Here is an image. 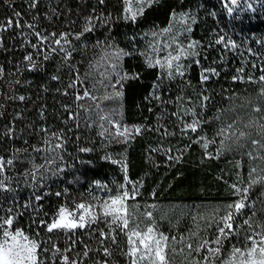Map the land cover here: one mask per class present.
I'll list each match as a JSON object with an SVG mask.
<instances>
[{
	"label": "trees",
	"instance_id": "obj_1",
	"mask_svg": "<svg viewBox=\"0 0 264 264\" xmlns=\"http://www.w3.org/2000/svg\"><path fill=\"white\" fill-rule=\"evenodd\" d=\"M226 3L228 0H159L133 23L122 18L120 0H105L104 4L98 0H39L35 8L30 7L28 0H0V23L15 19L14 13L18 12L21 23H33L43 33L75 34L81 30L85 17L101 14L109 17L107 24L72 40L74 51L67 62L62 60V53L51 54L47 61L36 56L27 42L36 40L27 28L0 31V68H3L0 156L15 157V167L10 173L14 177L12 190L0 191V208L14 207L18 222L35 235L43 249H38L43 264H62L64 255L79 264L102 261L130 264V258L124 254L127 237L119 229L114 233L116 243L107 242L112 255L105 257L93 232L96 227L107 231L103 223L75 232L52 233L39 225L72 192L85 190L95 180L104 181L110 192L134 182L138 189L136 198L143 201L226 204L234 199L232 183L247 180L254 167L264 168V160L259 159L264 157V82L259 80L264 74V0H238L231 14L224 7ZM220 35L235 42L237 48L227 50L214 45ZM192 41L199 42L196 48L199 56L195 59L200 60V65L191 63L184 77L169 79L158 68L148 66L149 59L162 58L172 50L160 51L165 45L186 46ZM114 48L122 51L119 60L122 75L111 96L118 98L120 109L119 113L111 110L108 113L105 107L108 96L79 100L76 96L86 91L84 86L96 71L95 64L103 51ZM29 53L42 65L38 70H27L23 57ZM209 66L218 68L221 75L202 84L201 68ZM241 67L242 79L234 81L232 77ZM54 75L60 79L53 80ZM124 76L129 78L122 79ZM73 80L75 87L69 88ZM20 96L25 99L21 101ZM204 96L208 97L206 101ZM191 109L207 120L202 131L198 130L200 136L215 141L207 150L196 142L197 133L182 134V121L172 116L173 112H179L183 121H190ZM185 112L189 114L185 116ZM70 113L74 119H69ZM102 116H113L112 120L129 129L146 130L127 141H118L109 135L114 129ZM9 129L10 135L6 134ZM221 129L225 130L224 136L219 134ZM52 133L60 134V139L52 137ZM253 140L260 143L259 149L252 146ZM56 143H62L63 147L53 152L51 146ZM33 147L41 151L35 152ZM81 148L90 151L82 152ZM45 155L57 158L47 171L41 169L37 173L38 178L42 175L39 186L30 179L25 182L21 174L31 170L33 164L45 163ZM118 158L126 161V170ZM34 190L47 193L39 202L42 207L24 209L26 203L36 204L32 199ZM58 191L64 195L57 197ZM4 215L0 211V216ZM220 215L222 212L205 224L206 239L214 238L215 221ZM245 219L250 220L256 233L261 232L258 227L264 225L261 184L253 186L248 207L237 218L235 227L239 234L224 240L219 257L212 261L214 264L226 262L233 246L242 249L245 244L251 246L250 241L243 239L253 231L247 225L241 227ZM86 247L91 249L87 257L81 255ZM54 248L59 252L53 251Z\"/></svg>",
	"mask_w": 264,
	"mask_h": 264
},
{
	"label": "snow or ice",
	"instance_id": "obj_2",
	"mask_svg": "<svg viewBox=\"0 0 264 264\" xmlns=\"http://www.w3.org/2000/svg\"><path fill=\"white\" fill-rule=\"evenodd\" d=\"M7 2V0H5ZM31 8L37 7L39 0H28ZM100 4H104L105 0H98ZM122 6V18L131 22H136L138 17L142 16L145 9L150 7L152 3H159V0H120ZM234 6H238V0H228V3L224 4L226 11L231 14L234 11ZM248 8L251 9L252 5L249 4ZM214 15V13H213ZM15 19L8 18L0 23V31H7L9 29H24L30 30V35L35 37L36 42L32 43L31 40L27 41L28 44L35 50L36 56L42 57L44 61L51 58V54L62 53V60L70 61L72 58V40H79L85 33L93 32L98 26L107 24L109 17L103 14L89 15L84 18V22L81 26V30L78 33H43L36 29L33 23H21L20 13H14ZM193 22H195L193 20ZM191 29H189L190 31ZM167 31V30H165ZM175 43V41H173ZM199 42L192 41L186 46L180 44L173 47L172 44L165 45L160 48V51H164L166 48H171V51L166 52L162 58L149 59L148 66L153 68H158L163 76L169 79H174L176 77H184L187 68L191 63L200 65V60L195 59L199 56L196 51ZM67 45V47H65ZM214 45H222L223 49L234 50L237 48L235 42L227 39L225 36H218ZM155 52L156 49L154 48ZM206 59V58H205ZM23 60L27 62L26 68L29 71L38 70L42 65L37 62V59L32 53H29L23 57ZM184 61H189V63H184ZM243 67L236 69L237 75L233 76L232 79L238 80L242 79L239 75L243 73ZM3 74V68H0V75ZM221 75L220 71L216 67H202L200 73L201 83H206L213 77H219ZM53 80H59V76H52ZM129 77L124 76L122 79H127ZM251 80L252 77H249ZM261 82H264V74L259 77ZM76 81L73 80L68 84L69 88H74ZM115 86V85H113ZM65 95L68 93L65 92ZM89 91H84L82 95L79 93L76 99H84L90 97ZM94 98V97H93ZM19 99L23 101L24 96H20ZM160 99V97H156ZM208 97L204 96L203 100H207ZM201 108L204 107L203 103L200 105ZM259 111V109H258ZM185 112L184 115H188ZM191 120L183 121V117L179 112H173L172 116H175L178 121H182L180 125V131L182 134L197 133V143L203 145L205 150L208 149L210 143H215L206 137L200 136L198 130L202 131V126L207 123V120L203 118L198 111L195 109L190 110ZM69 119H74L72 113L69 114ZM101 119H108L107 117H101ZM108 123L112 126L114 131H110L114 139L127 141L134 135L141 134L144 130L141 127H135L129 129L127 126L120 124L118 121H112L108 119ZM230 127V126H229ZM11 134V129L6 133ZM167 134V133H166ZM219 134L224 136L225 130L221 129ZM243 135V133H241ZM52 137L60 139V134L52 133ZM191 140V137H189ZM49 143V141H45ZM252 146L259 149L261 147L260 143L256 140L252 141ZM63 147L62 143H56L51 146V150L55 152ZM33 151L40 152L39 147H33ZM80 151L87 152L90 151L88 148H81ZM211 155V153H209ZM219 155V153H217ZM252 156V153H249ZM57 157H52L45 155L43 157L45 163L43 164H33L31 170L22 173V177L25 182L30 179L34 184L39 186L40 178L37 177V173L41 169L47 171L48 165ZM172 157H170L171 159ZM253 159L257 157L253 156ZM259 159L264 160V157H259ZM116 163V161H113ZM15 167V157L5 159L0 156V191H11V183L14 177L10 175ZM126 170V166H125ZM63 171V169H57V172ZM56 174V173H53ZM98 187L103 188L107 191L106 186L100 185L99 181L95 182ZM126 183H128L126 181ZM261 184L264 186V168H252L249 171V176L247 180L240 179L237 182L231 184V195L234 198L231 202L226 203L222 206V215L215 221L216 231L213 234L214 238L203 239L195 246L192 243L187 244L189 250V255L193 252L199 254L201 251L205 253L201 257L204 264H212L214 258H218L223 247L224 240H227L230 236L238 235V229L235 227L237 224V218L243 215V210L248 207V201L250 199V191L254 185ZM66 191V190H65ZM137 186L133 185L131 191L126 190L125 185L120 186V191L115 194L108 195L106 198H99L96 196L92 197L93 202H76L73 201L71 205L61 204L58 205L55 213L48 219H41L39 225L46 229L47 232L52 233L56 230H64L66 232H75L77 229L92 228L93 225H99L100 223L105 224L107 231L104 228L96 227L93 232L101 245V250L105 257H110L112 251L107 246V242L111 241L113 244L116 243V236L114 233L117 229L120 230L127 237V250L125 255L130 258V264H169L167 259V253L165 251L168 248V237L162 233H158V230L153 226H147L146 229H141L139 224L135 223L133 220V226L130 227L129 220L132 219V214L128 212L127 201L135 199L137 194ZM57 197L64 195L62 192H56ZM47 196L46 192L37 193L35 190L32 193V199L36 202L35 205L32 203H26L22 207L24 209L34 208L39 210L42 205L39 203L44 200ZM0 211L6 213L4 216H0V264H43V259L38 254V249H41L40 244L36 240H32L28 235L25 234V230L21 228H15L14 225L17 220V212L14 207L9 206L8 208H0ZM23 213H20L22 215ZM145 215L151 218L152 213L146 212ZM48 216V213H45ZM247 225L248 228L253 229L252 234L245 235L243 237L245 242H251V246L248 247L245 244V248L233 246L231 256L226 264H264V225H258L261 228L260 233H256L250 220L245 219L241 225ZM259 235V240L255 239V236ZM175 240V237L172 238ZM43 250V249H41ZM91 249L86 247L85 251L81 255L87 257ZM53 251L59 252V249L54 248ZM170 251H175V249H170ZM183 251V249H181ZM62 264H79L78 261L70 259L69 256H62ZM101 264H107L106 261H102ZM193 264H200L198 261H193Z\"/></svg>",
	"mask_w": 264,
	"mask_h": 264
},
{
	"label": "rangeland",
	"instance_id": "obj_3",
	"mask_svg": "<svg viewBox=\"0 0 264 264\" xmlns=\"http://www.w3.org/2000/svg\"><path fill=\"white\" fill-rule=\"evenodd\" d=\"M121 53L122 51L116 48L103 51L102 55L97 60V64H95L96 71L89 77L88 84L84 86V88H87L86 91L90 92V97L92 98L96 97V95L104 98L108 96L109 99H107L105 103L108 113L110 110L119 113L120 109L118 98L114 96L113 98L111 95L115 92L114 90L117 88V82L122 75V71L119 67ZM108 119L112 120L113 116ZM112 121L116 120L114 119ZM118 162L125 169L126 161L123 160V158H118ZM96 181H99L100 185L106 186L104 181L95 180L92 185H89L85 190H75L72 192L61 204L71 205L73 201H88L94 203L95 201H92V197L96 196L97 190L104 192L107 196L120 191L110 192L107 186L106 191L98 187L95 183ZM133 185H135L134 182L127 184V186H125L126 190L131 191ZM114 186V184L111 186L109 185V188H113ZM223 205L225 204L219 202L143 201L137 199L135 196V199L130 198L127 201L128 212L132 214L129 225L132 227L133 220H135V223L139 224L142 230L146 229L147 226H153L158 230V233L167 236L169 238L168 248H166L165 251L169 264H193V261H198L200 264H203L204 262L201 260V257L204 256V254H202L203 251L199 254L193 252L189 255L187 244L192 243L195 246L201 240L206 239L203 228L215 214L221 212ZM146 212L152 213L151 218L145 215ZM14 227L24 229L18 220H16ZM25 234L28 235L30 239L38 242L33 233L25 230ZM173 237H175V240L172 239ZM259 238V236H255V239L259 240ZM170 249H175V251H170ZM181 249H183V251H181ZM226 262L221 264H226ZM107 264L115 263L107 262ZM145 264H147V262H145ZM212 264H214V262H212Z\"/></svg>",
	"mask_w": 264,
	"mask_h": 264
},
{
	"label": "built area",
	"instance_id": "obj_4",
	"mask_svg": "<svg viewBox=\"0 0 264 264\" xmlns=\"http://www.w3.org/2000/svg\"><path fill=\"white\" fill-rule=\"evenodd\" d=\"M96 196L99 197V198H101V199L107 197V195H105L104 193H102V192H100V191H97V192H96Z\"/></svg>",
	"mask_w": 264,
	"mask_h": 264
}]
</instances>
